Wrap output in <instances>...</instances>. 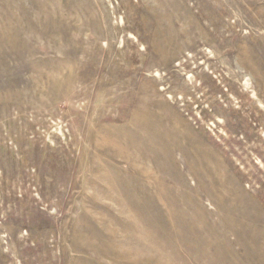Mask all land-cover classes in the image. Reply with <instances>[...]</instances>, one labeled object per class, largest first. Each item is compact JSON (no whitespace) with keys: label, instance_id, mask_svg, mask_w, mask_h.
Masks as SVG:
<instances>
[{"label":"rangeland","instance_id":"1","mask_svg":"<svg viewBox=\"0 0 264 264\" xmlns=\"http://www.w3.org/2000/svg\"><path fill=\"white\" fill-rule=\"evenodd\" d=\"M0 264H264V0H0Z\"/></svg>","mask_w":264,"mask_h":264}]
</instances>
